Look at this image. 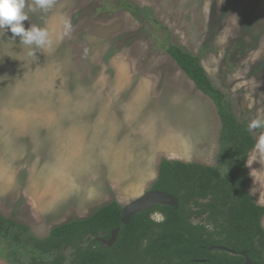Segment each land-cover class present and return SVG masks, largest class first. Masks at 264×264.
<instances>
[{
	"label": "rangeland",
	"instance_id": "1",
	"mask_svg": "<svg viewBox=\"0 0 264 264\" xmlns=\"http://www.w3.org/2000/svg\"><path fill=\"white\" fill-rule=\"evenodd\" d=\"M168 37L250 126L248 188L264 205V0H0V215L43 239L141 198L163 160L227 172L216 106ZM32 257L51 259L0 240V264Z\"/></svg>",
	"mask_w": 264,
	"mask_h": 264
},
{
	"label": "trees",
	"instance_id": "2",
	"mask_svg": "<svg viewBox=\"0 0 264 264\" xmlns=\"http://www.w3.org/2000/svg\"><path fill=\"white\" fill-rule=\"evenodd\" d=\"M135 13L145 12L127 2ZM167 53L195 84L196 89L216 106L222 129L217 161L227 168L223 175L216 167L196 162L163 160L152 189L169 193L180 201L179 209L162 206L135 215L123 225V207L114 201L86 219L53 228L46 238L0 215V240L34 248L40 254L71 249L73 264H245L237 254L264 264V205L249 191L246 161L257 142L246 122L237 118L231 102L211 81L199 56L173 44L168 37ZM154 212L164 215L163 222L152 219ZM206 217L208 224L194 223ZM120 229L117 243L104 249L98 239H110ZM64 257L45 262L32 257L29 264H63Z\"/></svg>",
	"mask_w": 264,
	"mask_h": 264
},
{
	"label": "water",
	"instance_id": "3",
	"mask_svg": "<svg viewBox=\"0 0 264 264\" xmlns=\"http://www.w3.org/2000/svg\"><path fill=\"white\" fill-rule=\"evenodd\" d=\"M160 206H169V207H174L176 210L179 209L180 207V201L177 199L175 196L165 193L162 191H149L147 192L144 196L141 198L133 201L126 207H123L122 215H121V221L123 225H128L131 221V219L138 214L147 212L149 210L155 209ZM120 233V229H116L112 232V236L109 240H101V243L103 244L104 248H111L113 247L117 240H118V235ZM223 251H227L231 253L232 255H240L243 256L246 261L245 264H258L254 261H252L248 257V252H242L240 254H237L236 252L221 247L220 248Z\"/></svg>",
	"mask_w": 264,
	"mask_h": 264
},
{
	"label": "flooded vegetation",
	"instance_id": "4",
	"mask_svg": "<svg viewBox=\"0 0 264 264\" xmlns=\"http://www.w3.org/2000/svg\"><path fill=\"white\" fill-rule=\"evenodd\" d=\"M246 165H247V161H246ZM158 175H159V173H158ZM157 181V180H156ZM150 191H158V190H153V189H151ZM160 207H162V206H160ZM169 207V206H168ZM157 208H159V207H157ZM157 208H155V209H157ZM155 209H152V210H149V211H153V210H155ZM148 212V211H147ZM142 214V213H141ZM155 214H158V215H161L162 216V219H159V220H156L155 218H154V215ZM205 217V216H204ZM152 219L154 220V221H156V222H163V220H164V215L161 213V212H154L153 214H152ZM132 220V219H131ZM195 220V219H194ZM194 223H196V222H194ZM199 224H201V223H199ZM29 227V226H28ZM30 228V227H29ZM31 229V228H30ZM32 231V230H31ZM33 232V231H32ZM39 238V237H38ZM100 242H101V240H109V239H98ZM117 243V242H116ZM103 245V244H102ZM112 248V247H111ZM221 247H219L218 249L219 250H221L220 249ZM104 249H109V248H104ZM221 251H223V250H221ZM227 252V251H226ZM42 255H47V256H50L51 257V259L50 260H45V259H43L42 258V260H44L45 262H47V263H49V262H52V261H54V260H56V258H58V257H64V260H63V264H73V255H74V252L72 251V253L69 255V256H67V254L64 252V250L62 251V252H53V253H50V254H42ZM38 258V257H37ZM32 259V258H31ZM39 259H41V258H39Z\"/></svg>",
	"mask_w": 264,
	"mask_h": 264
}]
</instances>
